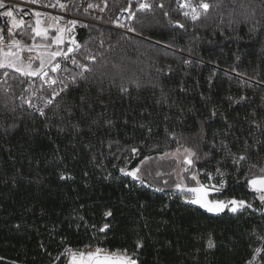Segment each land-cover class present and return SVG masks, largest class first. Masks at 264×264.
<instances>
[{
  "label": "trees",
  "instance_id": "16d2710c",
  "mask_svg": "<svg viewBox=\"0 0 264 264\" xmlns=\"http://www.w3.org/2000/svg\"><path fill=\"white\" fill-rule=\"evenodd\" d=\"M85 1L72 0L69 11L79 14ZM207 2L214 7L198 26L182 15L177 0H155L153 12H137L130 22L136 31L129 34L69 25L66 37L76 42L73 56L93 71L77 87L68 77L79 69L65 66L69 72L63 80L70 88L57 98L59 111L53 105L47 115L66 131L45 128L48 121L27 105L7 118V124L19 123L16 131H0V264H65L64 248L84 245L126 248L137 253L139 264H247L256 248H264L258 239L264 236V208L253 200L244 179L245 173L250 178L264 167V28L249 31L256 20L264 24L261 0H253L254 18L230 27L231 0ZM160 3L162 9L156 7ZM136 7L128 0H108L104 21L110 23L120 10ZM176 21L185 28L176 27ZM32 28L33 23L16 30L14 38L32 41ZM53 34L51 29L47 38L35 39L51 42ZM189 47L191 55L179 51ZM88 55L96 60H85ZM184 59L192 63L185 65ZM34 64L39 66V61ZM4 71L9 72L6 83ZM28 82L13 69H0V112L5 111L4 101L20 105L18 97L39 90L38 83ZM120 86L128 92L122 93ZM53 87L59 91L62 85ZM51 92L49 86L39 90L40 96ZM242 95L246 101L232 102ZM81 96L86 97L83 104ZM68 107L75 118H67ZM59 116H65L63 122ZM77 123L79 132L69 126ZM245 139L255 145L250 163L257 167L245 165L237 172L217 149L226 140L238 152ZM186 147L200 159L183 172L185 183L194 185V172L205 184L218 186L223 179L226 186L214 199H245L253 201V208L211 215L186 203L175 187L177 160L163 158ZM217 161H222V177L215 175ZM138 166L144 183L120 171ZM205 172L214 174L211 181ZM62 174L71 179H61ZM109 210L112 216L105 217ZM104 224L110 228L102 233ZM209 238L213 249L207 248ZM253 264H264V252Z\"/></svg>",
  "mask_w": 264,
  "mask_h": 264
},
{
  "label": "snow or ice",
  "instance_id": "6c2138e0",
  "mask_svg": "<svg viewBox=\"0 0 264 264\" xmlns=\"http://www.w3.org/2000/svg\"><path fill=\"white\" fill-rule=\"evenodd\" d=\"M36 0H32V3H35ZM155 0H136V9L135 11H131L130 9H124V11H128V20L131 21L135 19L137 12H153V4ZM179 4V8L182 12V15L189 19L194 26H198L201 22L202 18H207L209 10L214 7L213 4L207 2V0H199L198 3L194 2V0H177ZM132 0H129V4L131 5ZM232 3V11L229 13V19L227 21L228 26L230 27L234 22L235 23H245L247 24L250 18H254L256 16V10L254 7H252L253 0H231ZM54 6V5H51ZM61 8H66L65 4L59 5ZM93 5H89V7H92ZM218 6V5H217ZM261 17H264V0H261ZM4 0H0V9L5 8ZM158 8H163V4L160 3L156 5ZM41 13L36 12L35 16L37 17L36 20V26L32 28V31L35 33V36L32 37L33 40H35V37H43L47 38L48 36V29L41 28L40 27V20L38 19ZM165 16H168V13H164ZM0 16L8 18V21L12 25V27L7 28V32L11 35L13 28H20L24 22L23 20H19L14 15V10L12 5L7 6V10L0 12ZM238 16H242L243 20L237 19ZM53 19H56L53 17ZM72 25H75L77 22L75 20L70 21ZM220 23L224 24V17L221 15L220 17ZM116 24L118 27L121 28H127L129 31L135 32L136 29L132 28L129 24L126 23H120L119 20L116 21ZM176 27L180 29H184L185 25L181 24L179 21L175 22ZM258 27L264 28V24H262L261 20H256L253 26L249 29V31H255ZM70 30V29H69ZM4 29L0 28V33H3ZM66 31V29H60L57 28V34L52 38V42L56 45L63 44L64 39L61 35L62 32ZM4 40V36L0 34V42ZM76 42L73 40V44ZM77 48L80 47V45H76ZM168 48H173L174 45L168 44ZM13 48H15V51H13ZM34 48H43L44 51L40 52L37 59L39 61V66L34 68L32 58H28V63L24 62V59L21 56V53H23L25 50L29 53L33 51ZM51 45H33L32 47H28L24 44H22L21 41L13 39L12 44L9 45V50L5 52L2 48H0V69H13L16 73H20L22 76L25 77H38L42 81L41 87L43 88V85H48L49 88H52L51 96H37L36 92H32L28 96L21 95L18 97V99L21 101L20 105H13L10 106L8 101L3 102V109L4 112H0V131H3L5 134L9 132H14L19 128V123L13 122L11 124H7V118L9 116H15L17 112V107L23 108L24 105H27V107L31 110H33L35 113H38L40 117L44 118L48 121V123H45V128H51L55 127L57 132L64 133L66 131V127L61 126V124H54L51 117H48L47 115V109L51 108L53 105H56L57 111H59V105H57V98L61 97L62 94L66 93L71 85L79 86L80 82H86L89 79L88 74L92 73L93 69L90 67L88 63H83L80 61H77L74 56H69V53H73L74 49L72 47H69L67 49V52L63 51H50ZM179 51L184 52L187 51L190 55L193 52V49L191 47L189 48H179ZM47 57V59H45ZM62 57L65 60H71L72 64L75 65L79 72H77L75 75H70L68 77L69 83H65L63 79L59 78L58 73L60 71L69 72V69L62 68L61 63L57 62L56 58ZM85 60L88 61H95L96 56L95 55H88L85 57ZM183 63L185 65H188L192 63L190 59H184ZM50 73H57V76H51ZM9 76L8 71H4L3 73V83H6L7 77ZM137 88L140 87V84L138 81H132ZM62 85V87L59 88V91L55 89L53 86ZM102 90V89H101ZM119 90L122 93H127L128 89L124 86H120ZM10 92V87L4 88V93L8 94ZM33 98L40 101L41 103H33ZM81 103L86 102V97L81 96L80 98ZM232 98L229 97V100ZM264 99V97H262ZM247 100L246 96L239 97L238 100L232 101L233 103H241ZM160 101H158L159 103ZM165 102H167L165 100ZM67 113V118L72 119L75 118V113L73 112L72 107H68L65 109ZM56 115V113H54ZM82 116H86L87 113L81 112ZM212 116L216 115L215 109L212 110L211 113ZM18 120L19 117H16ZM65 119V116H59V120L63 122ZM97 121L93 120V123H96ZM106 124H111V121H105ZM252 124H254L257 128H260V124L256 120L251 121ZM72 129H74L76 132H79L81 129L79 127V124H71L69 125ZM231 127V125H229ZM34 131H36L34 129ZM175 135L174 133L172 134ZM262 144H264V141H261ZM213 147H215V143L213 144ZM255 147V145H249L247 139L244 140L243 147L238 152H233L231 145L226 140L220 141V148L217 149L222 150L226 153V158L231 160L232 166L236 169L237 172H239L245 165L249 166V169L256 168V164L250 163V149ZM109 148H111V144L109 145ZM131 151L133 153L137 152L136 148H132ZM180 149H177V152H179ZM184 164L188 165V168H185L184 171L188 172L191 170V167L195 166V161L199 160L200 157L196 154L195 151H193L191 148H184ZM145 159H148L147 157ZM143 163V161L141 162ZM221 164L222 161H217V167L215 168V175L216 176H223L224 173L221 171ZM120 171L124 173L126 176L132 177L134 180L140 181L141 183H144L143 178L140 173L139 166L128 171L124 168H121ZM198 173L194 172L192 173L190 180L194 182V186H189L188 183H185L183 179L180 183H177L175 187L179 190V193L184 196L185 202L191 205H198L200 208L207 210L209 213H223L226 209L231 213H237L241 212L245 209H252L253 208V201H247L245 199H236L232 198L230 200H219V199H209V193L210 192H216L220 193L223 191L225 187V181L223 179L220 180L219 186L216 184H205L201 183V181L198 178ZM206 179L211 181L214 177V174L212 172H205L204 173ZM61 179H71L70 176L61 175ZM244 179L247 183V188L254 194L253 200L259 201L261 205H264V167L259 168V174H253L249 178L248 174L245 173ZM159 190V189H158ZM105 217L112 216L111 210L106 211L104 213ZM83 219V217H81ZM17 227H19L17 225ZM94 227V226H93ZM110 225L104 224L103 227L99 229L100 232H105V230L109 229ZM255 231V228H254ZM261 241H264V236L258 237ZM61 243H65V239L62 238ZM85 248L91 247V245H84ZM143 247V244L141 242H137L136 248L140 249ZM215 247L214 241L209 238L207 242V248L213 249ZM262 252H264V248H256L254 250L253 259L247 261V264H253V261L255 260L256 256L260 255ZM62 256L65 257V264H139V259L136 252L129 253L128 249H120L117 248L115 250H109L108 248L96 246L94 251H83L79 248L73 249L72 247H65L63 252L61 253ZM56 259H60L58 256Z\"/></svg>",
  "mask_w": 264,
  "mask_h": 264
},
{
  "label": "built area",
  "instance_id": "2783aa9c",
  "mask_svg": "<svg viewBox=\"0 0 264 264\" xmlns=\"http://www.w3.org/2000/svg\"><path fill=\"white\" fill-rule=\"evenodd\" d=\"M4 3L6 7L0 9V12L6 11L7 6L12 5L14 10V15L16 16V18L19 20H23L24 22V24L20 28H13L12 34L10 35L7 32V28L12 27V25L8 21V18L0 16V28L4 29L3 33H0L4 36V40L0 42V48H2L5 52L9 50V45H11L13 39H15L14 32L18 29L23 28L26 25H30L31 23L35 22L37 18L35 16L36 12L41 13L42 16H46L48 19H50V21L54 25H56L60 29H66V31L62 32L64 42L63 44L60 45H56V44L51 45L47 43H34L32 41L22 42V44L28 47H32L33 45H51V48H54L55 51L67 52V49L69 47H72L75 50V45L72 42H69V40L66 37L68 27L71 24L70 21L73 20H75L77 23H81L85 25L112 29L114 31L123 34L130 33V31L127 28L118 27L116 24V21L119 20L120 23H126L130 25L131 21L127 19L129 15V12L127 11L120 10L115 15L112 22L110 23L104 21V15L107 10L108 0H87L83 4L81 8V12L79 14H75L69 11L68 7L72 3V0H36L35 3H32V0H4ZM60 4H65L66 8H61L59 6ZM132 4L136 5V0H132ZM89 5H93V6L89 7ZM53 17H55L56 19H53ZM38 49H43V48H34L31 53L27 52L26 50L23 53H21V56L24 59V61L28 62V58L31 57L33 63L37 62L38 61L37 57L40 53ZM13 51H15V48H13ZM69 56H73V53H69ZM56 60L57 62L61 63L62 68H65V66L72 64L70 59L65 60L62 57H57ZM50 75L57 76V73H50ZM58 75L60 79H67V75L65 74L64 71H60ZM28 79H29L28 82L29 85H35L36 83H38L39 90L41 89L42 81L40 78L28 77ZM43 86H48V85H43ZM39 90L33 92H36L37 96H40ZM31 93H29L28 95H30ZM33 103H41V102L33 98Z\"/></svg>",
  "mask_w": 264,
  "mask_h": 264
},
{
  "label": "rangeland",
  "instance_id": "374dc122",
  "mask_svg": "<svg viewBox=\"0 0 264 264\" xmlns=\"http://www.w3.org/2000/svg\"><path fill=\"white\" fill-rule=\"evenodd\" d=\"M38 19L40 20V27L41 28H46L48 30H51V29H54L55 30V34L52 35V38H53L57 34V28H59V27H57L56 25H54L50 21V19H48L46 16L40 15ZM36 20H37V18H36ZM36 20L33 23L34 24V27L36 26ZM61 35H62V33H61ZM32 42H34V43H47V44H51V45H54L55 44L52 41L51 42H49V41H40V40H37V39H35V40L32 39ZM49 50L50 51H55L54 48H51ZM38 51L39 52H42V51H44V49H38ZM45 59H47V57H45ZM25 63H28V62H25ZM33 67L36 68L38 66H36L33 63ZM184 155H185V153H184L183 150H180L179 152H177V150H173V151H169V152H166V153L163 154V158L164 159H167L168 160V159H171V158H175L177 160V166H176L175 171H174V174H175V176L177 178V183H180L182 179L184 181V178H185V175L183 173V172H185L184 169L189 167L188 165L184 164V162H183ZM191 186H194V185H191ZM81 250H83V251H94L95 248H83Z\"/></svg>",
  "mask_w": 264,
  "mask_h": 264
},
{
  "label": "water",
  "instance_id": "95a60500",
  "mask_svg": "<svg viewBox=\"0 0 264 264\" xmlns=\"http://www.w3.org/2000/svg\"><path fill=\"white\" fill-rule=\"evenodd\" d=\"M219 194H220V193L210 192V193H209V199H214L213 197H214V196H217V195H219ZM219 200H220V199H219ZM192 206H194V207H196V208L202 210V211L205 212V213L211 214V215H220V214H222V213H219V214L209 213V212H207V210L200 208L198 205H192ZM263 208H264V205H263ZM225 211H228V210L226 209ZM225 211H224V212H225ZM224 212H223V213H224ZM228 212H229V211H228ZM230 213H231V212H230Z\"/></svg>",
  "mask_w": 264,
  "mask_h": 264
}]
</instances>
